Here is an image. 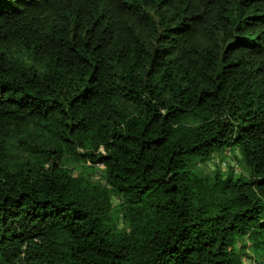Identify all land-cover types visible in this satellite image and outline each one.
I'll list each match as a JSON object with an SVG mask.
<instances>
[{"label":"trees","instance_id":"trees-1","mask_svg":"<svg viewBox=\"0 0 264 264\" xmlns=\"http://www.w3.org/2000/svg\"><path fill=\"white\" fill-rule=\"evenodd\" d=\"M249 259L264 0H0V264Z\"/></svg>","mask_w":264,"mask_h":264},{"label":"rangeland","instance_id":"rangeland-1","mask_svg":"<svg viewBox=\"0 0 264 264\" xmlns=\"http://www.w3.org/2000/svg\"><path fill=\"white\" fill-rule=\"evenodd\" d=\"M226 159H229V165H232L233 167L237 166V162L236 159L234 158L233 154L231 155H227ZM222 170H226L227 167L223 166V162H222V157L220 156H216L214 160H212L209 164H208V170L210 172H214L218 169ZM239 168H237V173H240V171L242 170L241 166L238 165ZM98 170H103L102 166H96L94 168H92V170L88 169V170H84L85 174L89 175L92 179L98 181L101 180L102 177V173L98 172ZM81 174V170H76L74 175L75 176H79Z\"/></svg>","mask_w":264,"mask_h":264},{"label":"clouds","instance_id":"clouds-1","mask_svg":"<svg viewBox=\"0 0 264 264\" xmlns=\"http://www.w3.org/2000/svg\"><path fill=\"white\" fill-rule=\"evenodd\" d=\"M229 155H231V154H229ZM223 166L226 167L225 164H223ZM102 167H103V166H102ZM235 168H236V169L239 168L238 165L235 166ZM236 171H237V170H236ZM253 261H255V260H254V259L245 260L246 264H251V262H253ZM255 262H256V261H255ZM257 264H258V263H257Z\"/></svg>","mask_w":264,"mask_h":264},{"label":"built area","instance_id":"built-area-1","mask_svg":"<svg viewBox=\"0 0 264 264\" xmlns=\"http://www.w3.org/2000/svg\"><path fill=\"white\" fill-rule=\"evenodd\" d=\"M251 264H257V262L253 261V262H251Z\"/></svg>","mask_w":264,"mask_h":264}]
</instances>
